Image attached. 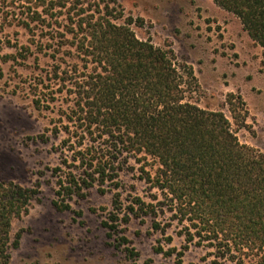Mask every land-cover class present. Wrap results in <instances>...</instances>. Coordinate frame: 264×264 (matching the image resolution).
Segmentation results:
<instances>
[{"label": "trees", "instance_id": "1", "mask_svg": "<svg viewBox=\"0 0 264 264\" xmlns=\"http://www.w3.org/2000/svg\"><path fill=\"white\" fill-rule=\"evenodd\" d=\"M212 1L240 21L264 58V0ZM2 7L0 17L30 35L22 60L33 47L35 59L51 61L31 87L32 105L42 111L60 100L66 104L59 108L65 124L53 135L64 133L61 153H69L71 163L64 157L67 171L55 169L61 173L56 209L71 210L70 201L84 199L95 185L118 188L128 159L142 155L137 161L150 158L156 165L146 181L160 192L158 203L186 224L179 259L197 240L218 258L264 264V153L240 144L221 111L185 101V87L195 81L190 67L178 66L171 51L139 40L131 26L141 21L126 17L118 0H2ZM233 100L240 108L243 102L227 96L236 124L241 113ZM37 192L0 181V264H9L18 248L12 222L28 213ZM127 210L124 224L130 216H156V206L139 198ZM117 218L112 213V223H102L109 237L119 232ZM152 226L160 230L159 223ZM156 252L170 256L176 250Z\"/></svg>", "mask_w": 264, "mask_h": 264}, {"label": "rangeland", "instance_id": "2", "mask_svg": "<svg viewBox=\"0 0 264 264\" xmlns=\"http://www.w3.org/2000/svg\"><path fill=\"white\" fill-rule=\"evenodd\" d=\"M118 2L126 17L141 21L131 26L139 40L171 51L178 66L191 68L195 81L185 87V101L221 111L240 144L264 153V58L240 21L212 0ZM2 9L6 10L0 0V15ZM16 23L0 17V181L38 192L28 213L12 222V236L19 234L20 239L9 264H237V258H218L214 249L197 240L177 257L187 244L181 234L186 224H179L174 212L158 203L163 201L160 192L146 181V173L153 176L156 165L150 158L137 161L142 155L128 159L118 188L90 187L84 199L70 201L69 211L53 206L61 174L55 169L67 171L64 157L71 163L70 154L61 153L64 133L53 135L65 124L60 122L62 102L42 111L32 105L31 87L51 61L41 55L35 59L33 47V54L22 60L19 53L24 54L21 47L28 45L30 35ZM230 94L242 99L241 108L233 100L241 113L239 123L244 119L242 126L232 118ZM136 198L155 205L156 216H130L124 224L127 207ZM112 213L118 217L119 232L109 237L102 223H112ZM154 222L160 230L153 229ZM157 248L176 252L165 256Z\"/></svg>", "mask_w": 264, "mask_h": 264}]
</instances>
